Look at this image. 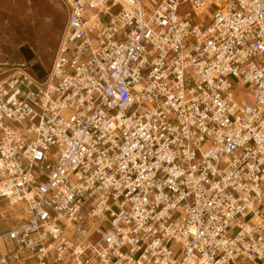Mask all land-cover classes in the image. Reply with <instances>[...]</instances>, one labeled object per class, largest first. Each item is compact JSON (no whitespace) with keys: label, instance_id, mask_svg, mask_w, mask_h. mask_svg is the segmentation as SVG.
Instances as JSON below:
<instances>
[{"label":"built area","instance_id":"built-area-1","mask_svg":"<svg viewBox=\"0 0 264 264\" xmlns=\"http://www.w3.org/2000/svg\"><path fill=\"white\" fill-rule=\"evenodd\" d=\"M59 1L0 81V264H264V0Z\"/></svg>","mask_w":264,"mask_h":264},{"label":"rangeland","instance_id":"rangeland-1","mask_svg":"<svg viewBox=\"0 0 264 264\" xmlns=\"http://www.w3.org/2000/svg\"><path fill=\"white\" fill-rule=\"evenodd\" d=\"M65 20L59 0H0V81L23 70L35 73L34 66L46 75ZM235 94L246 99L243 89Z\"/></svg>","mask_w":264,"mask_h":264},{"label":"trees","instance_id":"trees-1","mask_svg":"<svg viewBox=\"0 0 264 264\" xmlns=\"http://www.w3.org/2000/svg\"><path fill=\"white\" fill-rule=\"evenodd\" d=\"M32 59V55L30 54V53H28L27 55H25V60L26 61H30ZM33 71L35 72V73H37V75L39 76V77H43V73H38V67L37 66H34L33 67Z\"/></svg>","mask_w":264,"mask_h":264},{"label":"bare ground","instance_id":"bare-ground-1","mask_svg":"<svg viewBox=\"0 0 264 264\" xmlns=\"http://www.w3.org/2000/svg\"><path fill=\"white\" fill-rule=\"evenodd\" d=\"M19 212H20V211H16V216H17L18 218H22L24 214H21V213H19Z\"/></svg>","mask_w":264,"mask_h":264},{"label":"crops","instance_id":"crops-1","mask_svg":"<svg viewBox=\"0 0 264 264\" xmlns=\"http://www.w3.org/2000/svg\"><path fill=\"white\" fill-rule=\"evenodd\" d=\"M34 74H35V73H34ZM35 75H36L37 77H39L37 74H35ZM39 78H41V77H39ZM12 209H13V208H12ZM9 210H10V209H9ZM15 211H17V210H15ZM15 211H14V212H15ZM14 215H15V214H14ZM16 217H17V216H16Z\"/></svg>","mask_w":264,"mask_h":264}]
</instances>
